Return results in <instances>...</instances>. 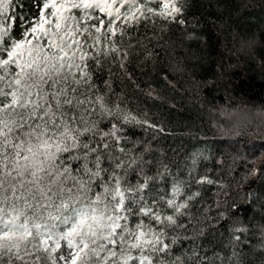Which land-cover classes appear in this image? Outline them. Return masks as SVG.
<instances>
[{
	"label": "snow or ice",
	"instance_id": "1",
	"mask_svg": "<svg viewBox=\"0 0 264 264\" xmlns=\"http://www.w3.org/2000/svg\"><path fill=\"white\" fill-rule=\"evenodd\" d=\"M32 7L28 17L17 0H0V264H214L199 244L209 208L193 214L202 193L192 189L219 184L223 196L225 186L146 159L150 145L129 147L127 126L163 128L111 100L112 66L126 70L136 49L152 59L139 29L185 25L183 0ZM247 231L231 229L227 264H242ZM182 242L193 247L178 255Z\"/></svg>",
	"mask_w": 264,
	"mask_h": 264
},
{
	"label": "trees",
	"instance_id": "2",
	"mask_svg": "<svg viewBox=\"0 0 264 264\" xmlns=\"http://www.w3.org/2000/svg\"><path fill=\"white\" fill-rule=\"evenodd\" d=\"M17 2L26 16L36 14L33 0ZM183 2L185 25H166L159 32L158 23L155 34L151 26L139 29L142 38H152L143 43L153 58L146 60L144 50L136 49L126 70L113 65L111 100L124 113L163 128L127 126L129 147L143 151L142 143L150 145L146 159H163L184 178L195 168L196 175L225 186L223 196L219 184L192 189L202 193L193 214L209 208L210 220L201 225L206 229L201 255L227 264L231 229L246 226L241 262L264 264V0ZM108 78L105 72L97 83L103 86ZM253 165L260 170L250 175ZM177 247L179 255L193 245Z\"/></svg>",
	"mask_w": 264,
	"mask_h": 264
},
{
	"label": "rangeland",
	"instance_id": "3",
	"mask_svg": "<svg viewBox=\"0 0 264 264\" xmlns=\"http://www.w3.org/2000/svg\"><path fill=\"white\" fill-rule=\"evenodd\" d=\"M247 117H248V116H246V115L243 114V115H242V120H247Z\"/></svg>",
	"mask_w": 264,
	"mask_h": 264
}]
</instances>
